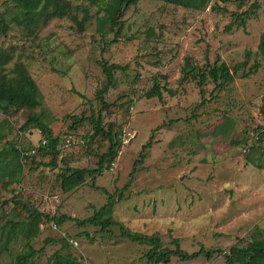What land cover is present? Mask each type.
Returning <instances> with one entry per match:
<instances>
[{
  "label": "rangeland",
  "instance_id": "rangeland-1",
  "mask_svg": "<svg viewBox=\"0 0 264 264\" xmlns=\"http://www.w3.org/2000/svg\"><path fill=\"white\" fill-rule=\"evenodd\" d=\"M3 1L0 10L12 15L11 4ZM69 1L67 15L49 19L34 35L24 36L9 21L10 29L0 36V47L11 54L8 67L23 62L41 93L38 107L0 114V157L10 145L30 151L43 139L36 127L19 129L29 112L41 116L53 136L69 133L74 140L71 146H58L53 167L48 155L20 160L19 171L9 157L0 159V170L12 167L15 177L0 178V264H14V256L25 247L19 227L27 217L20 205L80 220L105 203V192L114 198L122 194L108 216L124 229L154 234L169 248L175 247L170 241L176 237L186 253L200 246L214 250L209 258L174 256L154 264H225L222 252L244 246L252 237L264 238V168L257 167L264 163V57L256 51L259 39L264 41V0H209L202 10L138 0L124 10L116 42L110 41L113 33L107 27L102 34L95 31L93 6ZM243 11V22L235 21L234 14ZM84 14L87 19L79 30L75 21ZM149 29L152 35L147 38ZM184 56L198 68L219 57L234 75L211 97L213 84L208 80L207 100L200 102L195 80L179 82ZM99 59L124 66L113 70L114 84L104 97L112 105L102 113L103 122L119 127L121 145L109 167L93 178L104 190L91 188L86 176L62 192L55 178L59 169L64 164L93 168V154L106 148L100 136L86 143L90 124L73 125L69 117L89 116L98 109L94 93L104 82ZM254 61L256 69L243 75ZM153 78L163 87L161 100L142 96ZM259 131L257 138L249 134ZM151 133L144 159L122 190L140 145ZM43 196L52 198L49 207ZM107 230L74 221L54 229L45 220L28 240L35 253L23 264H46L57 249L80 264H150L143 256L147 243L121 237L115 224Z\"/></svg>",
  "mask_w": 264,
  "mask_h": 264
},
{
  "label": "trees",
  "instance_id": "trees-1",
  "mask_svg": "<svg viewBox=\"0 0 264 264\" xmlns=\"http://www.w3.org/2000/svg\"><path fill=\"white\" fill-rule=\"evenodd\" d=\"M87 5H91L95 8V31L98 34H102L107 27L108 33H113L110 41L116 42L117 36L120 32L124 10L134 5L138 0H84ZM164 4L174 5L176 7L191 9V10H202L204 9L209 0H158ZM225 2L226 0H220ZM9 3L13 8V14L7 15L8 12L0 10V36H3L10 29L9 21L16 25L24 36H30L35 34V30L41 27L51 18L63 17L68 14L72 5L69 0H4L3 5ZM255 6V2H253ZM6 8V7H5ZM212 8V6H210ZM246 12H240L234 14L235 21L243 22L240 18L241 15H245ZM84 14L79 20L75 21L77 28L82 29L83 23L86 20ZM151 29L145 32L146 37H150L152 32ZM256 51L264 57V41L262 38L259 39ZM11 59V54L3 47H0V114L7 115L10 109H28L32 110L38 107L41 103V93L38 90L34 80L31 78L23 62H15L11 67H8L7 63ZM99 65L101 73L104 76V82L100 88L94 93V98L98 101L99 107L96 111L91 110L89 116H69L72 119L73 125L82 124L87 121L91 126V133L89 134L86 143H90L91 140L100 136L106 142V148L93 155L96 157L95 166L93 168L86 167H73L68 164H64L63 168H60L56 173L55 178L58 181L59 189L62 192L70 191L76 186L84 182L85 177L90 178V187L98 190H104L102 187L94 185L93 178L98 175L103 168L109 167L112 161L116 158L121 145V137L119 127L111 121L103 122L102 113L112 105L104 100V97L110 87H113L114 78L113 70H123L124 66H120L114 63H107L104 59L96 60ZM257 67V62H253L248 70L243 75L251 74ZM234 72H230L227 65L220 60L219 57H215L210 65H206L203 68H198L190 62L189 56L183 57V64L180 68L179 82L184 81L188 78L195 80V84L198 90L200 102L207 100L205 98L204 86L209 80L212 84V90L209 97L215 95L216 92L220 91L224 87V83L231 80ZM163 87L157 80L152 79L151 86L145 90L142 94L146 99L155 97L157 100H161ZM166 92L169 95H173L174 92L166 88ZM81 96V95H80ZM82 97V96H81ZM263 105H264V96ZM209 99V98H208ZM172 120H169V123ZM28 127H36L42 134L41 140L35 149L30 151L23 150V148H16L10 145L7 152L3 154L0 159H10V164L14 165L17 171L20 170V160H26L28 156H45L50 157L49 164L53 167L56 166V160L59 154V145L62 147L64 136H68L70 143L66 146L74 144V140L70 138V134L66 133L60 137L53 136L51 129L43 122L41 116L33 113H28L24 122L19 126L20 130H24ZM155 129H158L156 126ZM258 135L260 131L257 132ZM262 139V137H261ZM81 142L84 140L81 139ZM152 142V133L148 136L147 140L140 145L137 157L133 160L130 171L128 173V180L125 182L121 189L126 190L133 178V173L137 171L136 164L141 163L145 157V150L148 149ZM77 143V142H76ZM32 159V158H30ZM250 161V158H247ZM17 164V167L15 166ZM1 167V165H0ZM257 167L264 168V163L257 164ZM10 171L3 172L0 170V178L7 177L13 180L15 177ZM106 201L100 207L94 209L91 216L84 219H77L67 215L53 216L49 215V212H41L36 208H28L25 205H20V209L26 212L27 221L22 223L19 227V231L25 237V247L19 251L13 259L14 264H23L27 260L31 259L35 251L31 248L28 240L35 236L38 229V225L45 220L50 223L53 222L55 225H59L63 221H74L78 225L91 224L99 226L100 230L107 232V228L110 225H117L119 235L123 238H127L131 241L147 243L149 245L143 256L147 263H167L170 257H178L179 259H191L198 256H204L209 258L214 250H208L200 246L197 250L186 253L178 246V239L174 237L170 242L174 244V248L161 246L158 237L154 234L144 235L134 231H129L123 228L117 221L109 218L108 214L112 208L113 202L122 197L119 193L116 198L111 193L105 192ZM50 196H43L42 201L46 203V207L51 204ZM49 210V209H48ZM47 210V211H48ZM13 229L8 231V234L13 233ZM65 239V238H64ZM222 252V251H221ZM225 257V264H264V238L252 237L244 246L237 247L231 246L227 253L222 252ZM46 264H80V262L68 252H61L60 249L53 251L47 258Z\"/></svg>",
  "mask_w": 264,
  "mask_h": 264
},
{
  "label": "built area",
  "instance_id": "built-area-1",
  "mask_svg": "<svg viewBox=\"0 0 264 264\" xmlns=\"http://www.w3.org/2000/svg\"><path fill=\"white\" fill-rule=\"evenodd\" d=\"M261 132V131H260ZM249 134L251 136H254L255 138L258 137V133L257 132H249ZM263 138V137H262ZM44 140H41V143H43ZM70 143V139L68 138V136H64V140L62 142V146L66 147L68 144ZM49 225L52 227V228H56V225L53 223V222H50ZM62 237L65 238V240L72 246H76L77 245V241L70 238V237H67L65 234H62Z\"/></svg>",
  "mask_w": 264,
  "mask_h": 264
},
{
  "label": "crops",
  "instance_id": "crops-1",
  "mask_svg": "<svg viewBox=\"0 0 264 264\" xmlns=\"http://www.w3.org/2000/svg\"><path fill=\"white\" fill-rule=\"evenodd\" d=\"M263 139V138H262ZM259 168H261V167H259Z\"/></svg>",
  "mask_w": 264,
  "mask_h": 264
}]
</instances>
